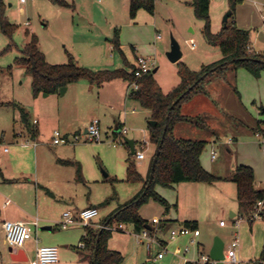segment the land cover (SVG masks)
I'll return each instance as SVG.
<instances>
[{"label":"rangeland","instance_id":"374dc122","mask_svg":"<svg viewBox=\"0 0 264 264\" xmlns=\"http://www.w3.org/2000/svg\"><path fill=\"white\" fill-rule=\"evenodd\" d=\"M129 2L130 0H73L62 6L53 0L29 1L26 4H20L19 0H0V10L3 7L8 21L18 25L12 40L3 34L0 27V161L5 164L7 162L8 154L4 153V148L8 147L13 151L18 149L19 145L30 144L25 141V137L14 136L16 133L25 132L26 129L16 106L25 108L31 121L37 111L32 90V75L16 63V58L21 56L20 50L29 43V38L25 35L26 30L37 36L40 49L50 64H65L70 54L81 66L101 71L126 68V61L131 64L135 61V56L150 58L155 63L153 70H157L154 73L155 79L164 93H169L180 83L179 64L172 63L167 56L171 50L172 39L180 45L183 54L180 62L192 70L198 71L202 64L222 56L219 48L208 44L203 33L205 21L197 18L192 2L156 0L154 14L141 9L134 19L130 17ZM230 11L232 13L226 25L235 22L239 28L249 31L252 48L256 53L264 54V0H211L209 19L214 35L222 32L225 17ZM116 33L121 51L116 50L114 46ZM8 45H11L10 50L4 52ZM252 48L250 47V51H253ZM230 69L214 72L203 85V91L212 97L216 96V102L206 107L200 106L198 102L184 103L181 112L189 120L180 122L175 128L176 137L207 142L201 155L202 166L222 179L211 185L199 183L197 192L181 190V194L186 197L182 198L181 211L187 214L192 212L199 221L201 236L196 239L197 243L190 245V237L172 239L171 231L179 228L173 226L156 233L158 240L166 245L161 247L154 243L151 251H148L144 244L138 243L133 226L122 223L125 234L111 232L109 249L120 251L127 248L129 251L124 257L130 258V255L135 254L138 264H161L156 257L162 252L165 263L177 264V252L190 246L187 260L198 259V247L209 254L216 238L222 240L224 253L228 254L232 249L234 233L238 232L240 247L237 250V264H264V261H260L264 250V219H256L251 224L244 217L238 226L233 223L230 208L237 210L236 186L229 181L236 167L247 165L256 170L258 187L264 188V153L251 132L254 122L249 117L251 115L264 121V72L260 78H256L244 68H239L235 83L239 97L234 91V73ZM77 87L78 85L73 83L66 95L59 96L61 103H73L79 96L78 92L80 93ZM96 98L97 96L89 102L91 104L83 108L72 107L82 122L86 123L89 114L95 111L101 120L102 143L87 142L89 148L80 163L83 172L90 178L82 191L90 195L93 204L100 208V215L95 220L104 222L110 213L124 207L144 184L126 182V164L135 161V157L123 144L124 137L114 135L120 133L121 128L112 122L117 120L118 113L113 110L112 105H108L111 104L109 98L102 102H97ZM55 99L56 97L52 96L42 99L41 102L44 105ZM2 103L5 105H1ZM128 107L129 110L135 109L133 103ZM200 107L206 109V114L212 117L200 114ZM43 108L40 109L47 110L46 107ZM129 119L126 138L135 140L138 150L146 143V153L150 155V114L137 107L136 113L130 114ZM59 147L61 146L52 150ZM212 151L216 152L215 160L211 158ZM136 163L139 170H149L148 159ZM176 186L155 188L168 201V211L161 203L150 199L139 208V214L150 221L158 218L162 223L168 218H176ZM0 187V205L7 199L15 203L16 199L12 194L20 197L24 195V199L30 200L35 196L34 191L30 192L23 186L14 188L1 184ZM87 194L82 195L84 200L87 199ZM219 206L225 207L223 212L219 210ZM220 220L226 222L227 226L221 227ZM150 223L153 224L152 221ZM46 227L44 223L40 224L38 238L41 246H46L48 236L54 233L46 230ZM81 229L84 232V229ZM54 231L62 240L63 236L68 238L72 235L70 240L73 244L69 248L73 251H76V247L82 242L81 230L78 234ZM33 236L35 238V233ZM31 244L29 242L25 249L29 261H34L35 254L31 250ZM10 255L9 245L4 242L0 229V264H17L11 261ZM127 264L136 263L129 261ZM225 264H229V260Z\"/></svg>","mask_w":264,"mask_h":264},{"label":"trees","instance_id":"16d2710c","mask_svg":"<svg viewBox=\"0 0 264 264\" xmlns=\"http://www.w3.org/2000/svg\"><path fill=\"white\" fill-rule=\"evenodd\" d=\"M53 1L62 6L68 5V3L61 0ZM210 1L192 0L190 2L194 4L197 18L205 21L203 33L208 44L219 48L223 59L219 63L203 65L198 71L192 70L183 62H179L180 83L169 93H164L157 83L153 73L154 70L145 74L141 79H137L135 75L136 68L128 61H126V68L94 71L81 66L72 55L68 54L67 63L50 64L40 49L37 36L29 30L25 32V35L29 38V43L20 50L21 56L16 58V63L32 75V90L35 98L42 94H57L61 89L81 80L88 81L91 85L97 87L118 79L128 82L129 85L137 82L140 85L139 89L131 90L128 98L141 108L150 111V120L156 123L154 126L149 124V140L156 146L154 159H157L154 170L151 167L149 172V174H153L152 182L149 183L148 179L144 183L142 192L124 207L118 209L103 224L129 223L133 226L135 233H140L147 226L150 227V223L139 214V208L143 204L150 199H154L161 203L166 211L170 209L168 201L155 190L157 186L171 188L180 183H205L211 185L222 180L209 173L202 166L201 155L206 149V141L176 137V126L180 122L189 120L181 112L182 105L204 92L203 85L214 72L227 71L231 68L230 70L234 73V86L236 73L239 68H244L254 77L260 78L264 72V54L250 51L249 31L239 28L235 22L229 23L220 34L214 35L209 19ZM155 2L156 0H131L130 17L134 19L141 9L154 14ZM0 27L3 34L11 40L18 29V25L8 21L3 13V7L0 10ZM114 46L116 50L121 51L117 33L114 39ZM10 48L11 45H8L4 52L10 50ZM220 64L222 65L220 68L211 72L212 69ZM208 73L210 74L200 81ZM234 91L240 97L236 86ZM16 107L22 121L30 131L31 137L36 136V130L29 125L26 110L20 106ZM253 133L264 135V122L255 121ZM164 134L165 137L163 138ZM1 175L2 171L0 169ZM143 181L144 179L137 169L136 162L133 160L129 161L126 182L137 183ZM229 181L233 182L237 188L240 217H246L252 224L254 222L252 218L254 208L258 202L264 200V190H258L255 187L254 169L251 166L240 165L236 168ZM163 226L164 223L160 221L159 228L162 229L164 228ZM185 226L197 230L198 222L186 221ZM85 231L86 234L82 238V242L93 254L96 253L95 264L123 263V255L118 251L109 249V240L112 235L110 231L91 227H86ZM260 261H264V250ZM187 264L193 263L188 262Z\"/></svg>","mask_w":264,"mask_h":264},{"label":"crops","instance_id":"0c3cea01","mask_svg":"<svg viewBox=\"0 0 264 264\" xmlns=\"http://www.w3.org/2000/svg\"><path fill=\"white\" fill-rule=\"evenodd\" d=\"M129 9H130V2H129ZM250 47L252 48L251 44H250ZM252 50L255 52L253 48ZM138 58H139L138 56H135V61L132 62L131 64H133L134 66L137 65ZM222 59H223V56H221L220 58H216L215 60L207 64H202V66L219 63ZM236 81H237V73H236ZM74 84L78 85L77 90H79L80 93L78 92L79 96L76 97L73 103H67V102L61 103L59 99L60 98L59 96H64L69 92L72 86L71 84L66 87V91L64 93L60 91L57 94L48 95V96H44L42 94L38 96L37 98H35L37 111L32 121L30 120L29 112L24 108L26 112L28 113L29 125L36 130L37 134L36 136L31 137L30 131L26 127L25 132L19 133V134H22L21 136H19L18 133H16L14 136L16 137L17 135L20 138L25 137L24 139L25 141H28L30 143L29 145H26V144L22 146L19 145V148L13 151H11L8 147L4 148V153L8 154V158H7L6 164L0 161V169L2 171V175L0 176L2 183L0 182V186L1 184H5L6 186H13L14 188L23 186L24 188H27L30 192L34 191L35 196L33 200H30L29 198L24 199L23 198L24 195L20 197V196H16L12 194L14 199H16L15 203L12 202L10 199H7L4 202V204H1L0 205V229L4 236V242H6L5 232L3 229V223L5 221H20V222H25V223H31L34 220L38 219L40 224L44 223L45 225H47L46 230H49L52 233L54 232L53 234L48 236V239L45 241L46 242L45 245L54 246L58 248L59 262L57 264H94L93 263L94 254L86 246L85 248H82L80 246L81 243L83 242H81L80 245L76 247L77 249L76 251H73L72 249L69 248L70 246L72 247V244H73V241L70 240L72 235L68 238L63 236L64 239L62 240L59 238V236L55 234V231H54V230H60L62 232L63 231H66L69 233L76 232L78 234L80 232L79 230H81L82 236L80 239L82 240V238L86 234L85 228L83 226L76 225L68 229H62L60 227L59 223L62 220L63 214L66 211L78 212L85 208L94 207L99 210V215H100V208L96 206L95 204H93L92 199L90 198V195L82 191L85 189L90 178L86 172H83V169H82L83 167H82V164L80 163V161H83L84 159L83 157H84L85 152H87V148H89L86 145L88 142L87 137H86L88 126L90 125L93 119H98L99 116L96 111L91 112V115L89 114V120L86 123L82 122L80 116L74 113L72 106L74 107L80 106V108H83L84 106H88L89 104H91L89 102H92L95 96H97L96 98L97 102H102L105 98L108 97L111 103L108 105H112L113 110L118 113L117 120H113L112 122L116 125V127L121 128V132L118 134H114V135L118 137H124V142H125V139H128L126 138V135L129 132V129L127 127V124H130L129 116L130 114L134 115L136 113V108L140 106L128 98L129 93L131 92V87L128 84V82L124 80L118 79L111 83L104 84L101 87L91 85L88 81H85V80L79 81ZM52 96L56 97L55 101H50V102L46 101L47 103L42 105L43 104L41 102L42 99L44 100ZM215 100H216V96L212 97L211 95H207L205 92H203V93L196 95L192 100L188 102H195V103L198 102L197 104H199L200 106L203 105V107H206L208 105H212V102H216ZM130 103L134 104L135 109L129 110L128 105ZM1 105H5V104L2 103ZM42 107H44L43 109L47 108V110L45 111L41 110L40 108ZM203 107H200L201 108L200 114L207 113L206 112L207 110L204 109ZM145 111H147V114H150V111L146 109ZM206 115L208 118L212 117L209 114H206ZM249 117L251 121L254 123L255 121H261V120H257L253 118L251 115H249ZM20 120L22 124L25 125V123L22 121L21 115H20ZM35 120H37L36 125L34 124ZM99 121H100V127H101V120ZM150 121L151 120H149V124H150ZM55 130H59L64 135H68L71 139V143H69L68 145L66 144L65 145H54L52 142V139H53V133ZM251 132L253 133V128L251 129ZM76 135L81 137V141L77 143H75L72 140L73 137ZM255 138L257 139V142L259 144V139L256 136ZM129 140H132V139H129ZM132 141L134 142V147H135V152H136L138 150L136 149L137 142L135 140H132ZM123 144L128 148V150L131 152L133 157H135L134 156L135 154L132 153V149L129 147V145L126 142ZM57 146H61V147H59L58 149L56 148L55 150H52L53 148ZM151 146H152L150 149L151 154L148 155V153H146V157L144 160L138 161L136 160V158H134L135 162L136 161L142 162V161H146L147 159L149 160V170L147 172L139 170L138 163H136L137 169L144 179V181L141 182L142 185L150 177V174H149L150 168L152 167L151 166L152 161L156 154L155 145L151 143ZM5 149H8V151L5 152ZM230 153H231V150H230ZM127 167H128V162L125 168L126 174H127ZM205 170L207 169L205 168ZM207 171L210 172L209 170ZM254 173H255L256 189L264 190V188L258 187V176L256 175L255 169H254ZM125 180H126V177H125ZM177 186L174 187L175 189L178 188L177 190L178 195L176 198V205H177L176 208L178 211L177 216L176 218H168L167 220H165L164 226H163L164 228H162L161 230L163 231L166 228H171L173 226H178L179 228H181L185 226L186 221L198 222V230H199V221H198L197 216L193 215L192 212L187 214L185 213V211H181L182 210L181 203L183 200L182 198H186L185 196L181 194V190L197 192L200 184L199 183H180ZM143 188L144 187L142 186L141 190L135 196H133L131 200L137 197L142 192ZM86 194L88 196H86L87 199L84 200V197L82 195H86ZM8 201H10V203L6 204ZM235 201H236L235 206L237 210H233L234 208L232 207L230 208V217L231 219H233L234 224L239 219L241 220L243 219L239 215L240 209H239V205L237 202V188H236V200ZM12 204L14 205L12 206ZM218 208L222 212L225 209L224 206H219ZM183 210H185V208H183ZM116 212L117 211L110 213V216H108V218L111 217ZM153 219L154 220H151L153 224L150 223L151 222L150 220H147L150 223V228H151L150 230L157 228L158 225L154 223H158L161 221L158 218H153ZM221 221L223 220H220V222ZM103 223L104 222H102L101 220L100 221L94 220L91 225V228L100 229L99 226L102 225ZM226 226H227V223H226ZM226 226H221V227H226ZM81 228L84 229V232L82 231ZM39 229H40V226H39ZM119 233L125 234V230L119 231L118 234ZM236 233L238 232H235L234 234ZM38 235H39V230L35 232V237L38 238ZM200 236H201V233H200ZM6 244L8 245L7 242ZM30 244H31L30 245L31 250H33L34 254H36V247H37L36 242L33 240V242L31 241ZM39 245H40V239H39ZM190 245H193L191 244V240H190ZM112 249L113 248H111V250ZM124 249L126 250H120V251L117 250L123 255V257L129 251L127 250V248H124ZM13 250H16V249H12L9 246V252L11 253L10 255L11 261H13L12 260ZM20 250H23L25 252L26 256L28 257V261L27 262L13 261V262L17 264H25V263L29 264L30 261H29V256H28L26 249L24 248ZM16 251H19V250H16ZM179 253L180 255L175 254L177 258L179 257L178 258L179 263L177 264H184L185 262L183 260V251H179ZM202 254H206L205 250L201 249V247L199 246L197 250V257L199 258V256ZM124 258L125 259L122 264H127L129 261H134V263L138 264V260L135 254L130 255V258H126V257ZM156 260L161 261V264H176L174 262L165 263L164 262L165 256L163 259H156ZM195 260H188V261L192 263Z\"/></svg>","mask_w":264,"mask_h":264},{"label":"built area","instance_id":"2783aa9c","mask_svg":"<svg viewBox=\"0 0 264 264\" xmlns=\"http://www.w3.org/2000/svg\"><path fill=\"white\" fill-rule=\"evenodd\" d=\"M29 1H37V0H19L20 4H26ZM66 3H71L73 0H61ZM192 1V0H187ZM28 24V23H27ZM155 67V63L150 58H144L139 57L137 59V65H135V75L137 79H141L145 74L151 72ZM131 90H138L140 85L137 82H134L130 85ZM34 124H37V120L34 121ZM21 136L22 134H18ZM255 136L259 139L260 147L264 153V135L257 133ZM87 141L91 143H102V132L100 127V121L99 119H93L90 125L87 129ZM75 143L81 141V137L74 136L72 139ZM52 142L54 145H65L71 143V139L68 135L62 134L59 130H55L53 133V139ZM146 143H143L141 145L142 149L137 150L135 152V158L138 161L144 160L146 157ZM8 149H5V152H7ZM212 159H216V152L211 153ZM10 201H8L6 204H9ZM99 216V210L94 207L85 208L78 212L73 211H66L63 214L62 220L59 223L60 227L62 229H68L70 227H74L76 225H81L84 228L91 227L93 221ZM253 220L256 219H264V200L257 203V205L254 208L253 211ZM241 219L236 221L235 225L238 226L240 224ZM154 223V224H159ZM39 220L36 219L31 223H25L20 221H5L3 223V229L5 232V239L8 245L12 249L20 250L24 249L29 242L34 240L37 244L36 247V254H35V260L30 261L29 264H57L59 262V250L57 247L54 246H40L39 245V239L34 238L33 234L39 230ZM220 226H226V222L221 221ZM100 229H105L110 232H119L123 231L125 228L123 224L115 223V224H102L99 226ZM161 229L159 227L155 228L154 230H150L145 228L140 233H136V238L138 240L139 244H144L148 251H151L152 245L154 243L159 244L161 247H164L166 244H162L158 238L156 237V233L160 232ZM200 236V231L197 229H192L187 226H183L179 229L172 230L171 231V238L177 239L179 237H190L191 244H196V239ZM82 248H85V244L81 243L80 245ZM232 249L228 252V254H225V260H229V264H237V250L240 247V239L239 234H234V239L232 242ZM190 252V246H187L183 251V260L184 264H187L189 261L185 257ZM179 254V252H177ZM164 253L160 252L158 253L156 259H163ZM193 264H217L216 261H214L210 254H202L199 256V258L192 262Z\"/></svg>","mask_w":264,"mask_h":264},{"label":"water","instance_id":"95a60500","mask_svg":"<svg viewBox=\"0 0 264 264\" xmlns=\"http://www.w3.org/2000/svg\"><path fill=\"white\" fill-rule=\"evenodd\" d=\"M233 9L235 8V5H233L232 7ZM232 11H230L226 17H225V26L224 28L227 27L226 23L229 19V17L231 16ZM168 59L172 62V63H179L183 57L181 48L179 43L172 39V45H171V50L167 53ZM222 65H218L216 68L212 69L211 72L216 71L218 68H220ZM156 70L153 71V73H155ZM205 74L201 79H205L208 75ZM66 91V88L61 89V92L64 93ZM44 96H48L47 94H44ZM156 123L154 121H150V125H155ZM165 137V134L163 136V138ZM125 142L129 145V147L132 149V153L135 154V147H134V142L132 140L129 139H125ZM163 142V140H162ZM159 153V151H158ZM156 161L157 159H154L153 163H152V170H154L155 165H156ZM153 180V174H150V178H149V183H151ZM147 229H150L149 226L146 227ZM210 257L217 262V264H224V260H225V253H224V244L222 242L221 239L216 238L215 242L210 250ZM12 260L16 261V262H27L28 261V257L26 256L25 252L23 250H13L12 251ZM95 260H96V253L94 254V261L93 263L95 264Z\"/></svg>","mask_w":264,"mask_h":264}]
</instances>
